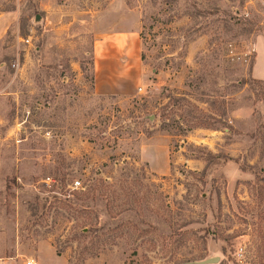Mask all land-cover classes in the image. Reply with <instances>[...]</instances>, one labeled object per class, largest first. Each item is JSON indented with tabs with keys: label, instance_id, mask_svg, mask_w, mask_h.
<instances>
[{
	"label": "rangeland",
	"instance_id": "374dc122",
	"mask_svg": "<svg viewBox=\"0 0 264 264\" xmlns=\"http://www.w3.org/2000/svg\"><path fill=\"white\" fill-rule=\"evenodd\" d=\"M0 16V263L264 264V0Z\"/></svg>",
	"mask_w": 264,
	"mask_h": 264
},
{
	"label": "trees",
	"instance_id": "16d2710c",
	"mask_svg": "<svg viewBox=\"0 0 264 264\" xmlns=\"http://www.w3.org/2000/svg\"><path fill=\"white\" fill-rule=\"evenodd\" d=\"M241 84H243V85H245V83L244 82H240ZM255 84H262V82H259V81H255L254 82ZM111 159V158H110ZM104 182H100V184H101V187H100V189H104V188H106V186L103 184ZM97 190H99V189H92V190H89V191H87V192H84V193H82L81 195H79L78 193H74V195H75V199L78 201V204L79 203H82L81 205L82 206H84L85 205V201H87L88 199H90L92 202H94V204L95 203H97L96 202V200L98 199V197L97 196H95L94 195V193H95V191H97ZM101 197H104V194H101L100 195V198ZM71 210H73V208H71ZM83 211V212H82ZM82 211H79V210H76V209H74V212L75 213H94L92 210H82ZM96 215H98L97 213H96ZM97 219H98V216H97ZM84 229H87V226H83L82 228H81V230H80V232H81V234H86V233H88L90 230H86L87 232H83V230ZM96 231H103L104 230V228L103 227H101V228H98V229H95ZM61 252L60 251H58L57 250V254L59 255Z\"/></svg>",
	"mask_w": 264,
	"mask_h": 264
},
{
	"label": "built area",
	"instance_id": "2783aa9c",
	"mask_svg": "<svg viewBox=\"0 0 264 264\" xmlns=\"http://www.w3.org/2000/svg\"><path fill=\"white\" fill-rule=\"evenodd\" d=\"M74 189H76V186L74 187ZM0 264H8V263L5 262ZM24 264H37V262L33 258H28L27 260L24 261Z\"/></svg>",
	"mask_w": 264,
	"mask_h": 264
},
{
	"label": "crops",
	"instance_id": "0c3cea01",
	"mask_svg": "<svg viewBox=\"0 0 264 264\" xmlns=\"http://www.w3.org/2000/svg\"><path fill=\"white\" fill-rule=\"evenodd\" d=\"M2 16H0V20H1ZM6 30H4L3 32L0 30V40L1 38L5 35Z\"/></svg>",
	"mask_w": 264,
	"mask_h": 264
},
{
	"label": "water",
	"instance_id": "95a60500",
	"mask_svg": "<svg viewBox=\"0 0 264 264\" xmlns=\"http://www.w3.org/2000/svg\"><path fill=\"white\" fill-rule=\"evenodd\" d=\"M36 19H38V16L36 17ZM216 261V259H210V260H208L206 263L208 264V263H213V262H215Z\"/></svg>",
	"mask_w": 264,
	"mask_h": 264
}]
</instances>
